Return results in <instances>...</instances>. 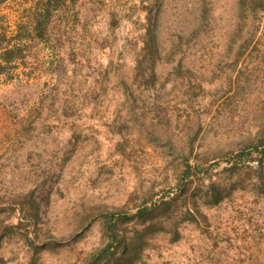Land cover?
<instances>
[{
    "label": "rangeland",
    "instance_id": "374dc122",
    "mask_svg": "<svg viewBox=\"0 0 264 264\" xmlns=\"http://www.w3.org/2000/svg\"><path fill=\"white\" fill-rule=\"evenodd\" d=\"M37 2L0 0V47ZM48 30L0 75V264H95L111 214L97 264H264V0H66Z\"/></svg>",
    "mask_w": 264,
    "mask_h": 264
},
{
    "label": "trees",
    "instance_id": "16d2710c",
    "mask_svg": "<svg viewBox=\"0 0 264 264\" xmlns=\"http://www.w3.org/2000/svg\"><path fill=\"white\" fill-rule=\"evenodd\" d=\"M66 0H38L35 8L33 9L32 16L30 18L29 24L31 30L29 31V36L22 32V34H16L8 41H15L14 45L10 46L6 44L0 47V75L6 70L7 66L12 65L16 61L22 60V50L28 47L25 40L33 38V40H46L49 34V25L51 23V18L53 14L59 10L65 4ZM25 30H28L24 28ZM4 37V36H2ZM29 37V38H28ZM15 67V66H13ZM258 149V148H256ZM262 154L264 151L261 152ZM146 209H139L137 211V216L142 217L146 214ZM118 219V215L111 214L106 218V227L108 233V242L102 248L97 249L94 254V263L97 264L100 261H109L113 258V250L118 243V236L115 233L113 226L114 220Z\"/></svg>",
    "mask_w": 264,
    "mask_h": 264
}]
</instances>
